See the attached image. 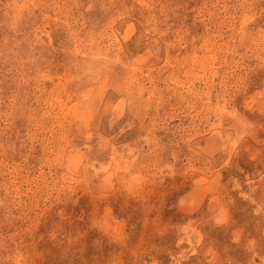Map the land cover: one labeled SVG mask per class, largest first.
<instances>
[{"label": "rangeland", "instance_id": "obj_1", "mask_svg": "<svg viewBox=\"0 0 264 264\" xmlns=\"http://www.w3.org/2000/svg\"><path fill=\"white\" fill-rule=\"evenodd\" d=\"M0 264H264V0H0Z\"/></svg>", "mask_w": 264, "mask_h": 264}]
</instances>
